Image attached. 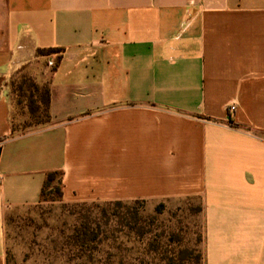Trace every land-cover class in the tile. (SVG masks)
<instances>
[{"label":"crops","instance_id":"obj_1","mask_svg":"<svg viewBox=\"0 0 264 264\" xmlns=\"http://www.w3.org/2000/svg\"><path fill=\"white\" fill-rule=\"evenodd\" d=\"M34 64L51 122L16 135L6 83ZM0 92V264L49 173L66 202L192 199L204 264H264V0H0Z\"/></svg>","mask_w":264,"mask_h":264},{"label":"rangeland","instance_id":"obj_2","mask_svg":"<svg viewBox=\"0 0 264 264\" xmlns=\"http://www.w3.org/2000/svg\"><path fill=\"white\" fill-rule=\"evenodd\" d=\"M36 71V82L48 81L41 66ZM4 93L16 135L51 122L29 111L26 92L12 94L11 78ZM51 192L35 206L10 212L6 264H204L199 202H66Z\"/></svg>","mask_w":264,"mask_h":264},{"label":"trees","instance_id":"obj_3","mask_svg":"<svg viewBox=\"0 0 264 264\" xmlns=\"http://www.w3.org/2000/svg\"><path fill=\"white\" fill-rule=\"evenodd\" d=\"M55 53L58 55L55 58L54 65L50 67V72H54L56 70L57 64L61 59L62 50L54 49V48L37 50V56H41V57H48ZM38 67L39 66H37V64H34L33 66L27 65L12 75L11 77L12 94L20 96L21 93L26 92L29 103L28 105L29 111L30 112L39 111L44 118H46L47 120H51L49 82L47 81L44 84H39L38 82H36L35 76H37L36 69ZM24 86H26L27 88L25 92H24ZM12 132L14 133L13 127H12ZM2 140L3 139H0V141ZM54 181H56V188L52 186ZM47 191L50 193H52L51 191H55L59 194V197L62 196L60 177L56 173H49L47 175L41 193V201H45Z\"/></svg>","mask_w":264,"mask_h":264},{"label":"built area","instance_id":"obj_4","mask_svg":"<svg viewBox=\"0 0 264 264\" xmlns=\"http://www.w3.org/2000/svg\"><path fill=\"white\" fill-rule=\"evenodd\" d=\"M236 106L235 105H231V106H229L228 108H227V113L228 114H232L233 112H235L236 111ZM0 182H1V179H0Z\"/></svg>","mask_w":264,"mask_h":264}]
</instances>
